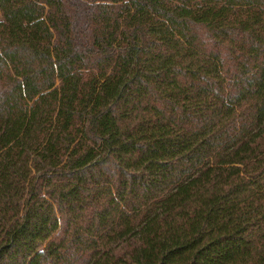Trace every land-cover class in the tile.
I'll use <instances>...</instances> for the list:
<instances>
[{"label":"trees","instance_id":"obj_1","mask_svg":"<svg viewBox=\"0 0 264 264\" xmlns=\"http://www.w3.org/2000/svg\"><path fill=\"white\" fill-rule=\"evenodd\" d=\"M0 264H264V0H0Z\"/></svg>","mask_w":264,"mask_h":264}]
</instances>
